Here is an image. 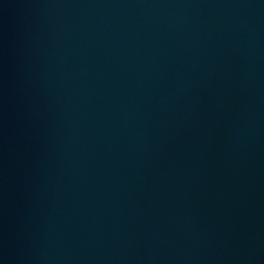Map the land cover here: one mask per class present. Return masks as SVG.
Segmentation results:
<instances>
[{"label": "water", "instance_id": "1", "mask_svg": "<svg viewBox=\"0 0 264 264\" xmlns=\"http://www.w3.org/2000/svg\"><path fill=\"white\" fill-rule=\"evenodd\" d=\"M0 264H264V0H0Z\"/></svg>", "mask_w": 264, "mask_h": 264}]
</instances>
